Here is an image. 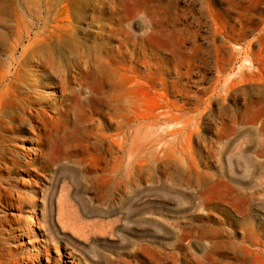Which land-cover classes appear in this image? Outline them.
Masks as SVG:
<instances>
[{
  "label": "rangeland",
  "instance_id": "obj_1",
  "mask_svg": "<svg viewBox=\"0 0 264 264\" xmlns=\"http://www.w3.org/2000/svg\"><path fill=\"white\" fill-rule=\"evenodd\" d=\"M27 22L16 61L64 37L0 83V264H264V0H0V72Z\"/></svg>",
  "mask_w": 264,
  "mask_h": 264
},
{
  "label": "bare ground",
  "instance_id": "obj_2",
  "mask_svg": "<svg viewBox=\"0 0 264 264\" xmlns=\"http://www.w3.org/2000/svg\"><path fill=\"white\" fill-rule=\"evenodd\" d=\"M45 18V16H44ZM167 20V18H166ZM175 21V20H174ZM176 22V21H175ZM174 24V23H173ZM32 28V23L31 22H27V23H24L22 25V29H23V34L21 33H18L16 38H15V41L13 44L9 45V50H10V62L9 64L6 66L7 67V70H4L2 69L3 71L0 72V83L3 81V80H8L5 84L8 85L10 84L11 82H15L16 80H18L17 78H15V76L18 77V71L20 70L21 68V61L24 60L25 58V55H27L28 53H32L33 55L32 56H38L37 55V51L35 50V48L37 47L38 44H43L46 43L48 46H50V51L54 52L56 51V49L59 47V38H63L64 35L60 34V33H57L56 34H59L58 37L57 35H53L51 33V31L49 33H46L45 32V29L42 28L38 31V34H43V38L42 39H38V38H34L30 41H28L29 43L22 49L21 51V54H20V57L21 59L19 61H16L15 58H13L14 56V51L16 50V47H17V44L22 40V37L24 34L28 35L30 30ZM229 34V32H228ZM227 35V34H226ZM224 36V35H223ZM231 36V35H230ZM234 36V35H233ZM225 38V37H224ZM226 43V42H225ZM181 48V47H180ZM140 57V56H139ZM38 59L40 61V64L38 66H41L43 67V63H44V57L43 56H38ZM0 67L3 68V66L0 64ZM134 67V66H132ZM38 71V70H37ZM8 74H11V77L8 76ZM231 77V76H230ZM230 79V78H228ZM226 82V80L224 81ZM223 82V83H224ZM228 82V81H227ZM168 83V82H167ZM222 83V84H223ZM133 84V83H132ZM221 84V85H222ZM227 85V83L225 84ZM224 85V87H226ZM223 86V85H222ZM164 111V110H163ZM162 112V111H161ZM170 115V114H169ZM160 116V115H159ZM162 116V115H161ZM156 117V116H155ZM166 117V116H165ZM158 118V117H157ZM12 120V119H11ZM131 123L132 125L129 127L130 129V132H124V134L121 135V138H120V141H117V140H114V143L115 145L117 146V150L119 152H121L123 155H125L126 157H128L130 159V156L131 158L133 159L132 162H129L126 166H125V170L126 172H128L129 170H135L136 167L139 165V162L137 161V158L139 156V153L141 151V149L144 147L143 145V142L140 141L141 138L137 136H140V131H141V128L142 127H149L151 125H154V122H150L148 123L147 121L145 122H142V120L140 119V116L137 114V112L135 110H133V115H132V118H131ZM171 121V120H170ZM179 121V120H178ZM167 123V122H166ZM166 126L168 124H165ZM169 126V125H168ZM155 127V126H154ZM157 128V127H156ZM162 128V127H161ZM174 129V128H172ZM149 130L151 131L150 127H149ZM153 130V128H152ZM169 130V129H168ZM171 130V129H170ZM144 131V130H143ZM163 131V130H162ZM154 132L153 131V135H154ZM165 132V130H164ZM142 133V132H141ZM149 133V131H148ZM146 133V134H148ZM158 132H155V135H158L157 134ZM182 133V132H180ZM170 134L172 133H168L167 136H170ZM178 134V133H177ZM153 135L151 138H153ZM154 135V137H155ZM162 135V134H161ZM160 135V136H161ZM151 136V135H149ZM148 136V137H149ZM159 136V135H158ZM100 138V137H99ZM165 138V137H164ZM158 139V138H157ZM144 140V139H143ZM148 142H149V139L147 138ZM145 141V140H144ZM152 143V142H151ZM159 143V142H158ZM143 146V147H142ZM146 147V146H145ZM108 151V150H107ZM141 154V153H140ZM141 157V156H140ZM122 159V158H121ZM131 161V159H130ZM125 163V162H124ZM260 164V163H259ZM124 166V165H123ZM261 166V165H260ZM120 167L118 165H115L111 168V171H115V170H119ZM122 196V195H121ZM29 222L31 224H33L35 222V215H34V210L30 211L29 213ZM72 258V257H71Z\"/></svg>",
  "mask_w": 264,
  "mask_h": 264
}]
</instances>
